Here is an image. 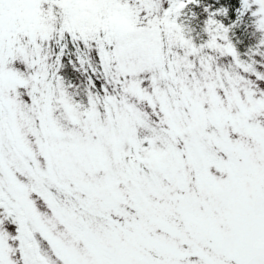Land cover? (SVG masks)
Wrapping results in <instances>:
<instances>
[{
    "label": "snow or ice",
    "instance_id": "obj_1",
    "mask_svg": "<svg viewBox=\"0 0 264 264\" xmlns=\"http://www.w3.org/2000/svg\"><path fill=\"white\" fill-rule=\"evenodd\" d=\"M0 264H264V0H0Z\"/></svg>",
    "mask_w": 264,
    "mask_h": 264
}]
</instances>
